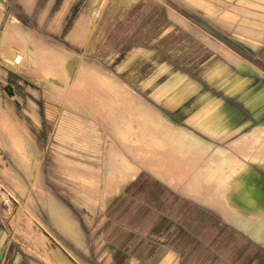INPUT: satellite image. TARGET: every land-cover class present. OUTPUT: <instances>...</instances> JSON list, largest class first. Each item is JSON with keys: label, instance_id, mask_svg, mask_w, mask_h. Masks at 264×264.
<instances>
[{"label": "rangeland", "instance_id": "374dc122", "mask_svg": "<svg viewBox=\"0 0 264 264\" xmlns=\"http://www.w3.org/2000/svg\"><path fill=\"white\" fill-rule=\"evenodd\" d=\"M4 3L0 264H264V0Z\"/></svg>", "mask_w": 264, "mask_h": 264}, {"label": "water", "instance_id": "95a60500", "mask_svg": "<svg viewBox=\"0 0 264 264\" xmlns=\"http://www.w3.org/2000/svg\"><path fill=\"white\" fill-rule=\"evenodd\" d=\"M0 237H1L0 238V260H1V257L4 254V251L6 250V248L2 249V246H1V244L4 242V240L6 238V232H4L2 229H0ZM21 261H22V255L20 252H18L15 249V253H14L13 260H12L11 264H20Z\"/></svg>", "mask_w": 264, "mask_h": 264}, {"label": "crops", "instance_id": "0c3cea01", "mask_svg": "<svg viewBox=\"0 0 264 264\" xmlns=\"http://www.w3.org/2000/svg\"><path fill=\"white\" fill-rule=\"evenodd\" d=\"M3 1L5 2L4 3L5 6H7V7H9V6L11 7L12 6L13 7V0H10V1L9 0H3ZM1 225L5 226L4 223H3L2 217H0V228L2 227Z\"/></svg>", "mask_w": 264, "mask_h": 264}, {"label": "built area", "instance_id": "2783aa9c", "mask_svg": "<svg viewBox=\"0 0 264 264\" xmlns=\"http://www.w3.org/2000/svg\"><path fill=\"white\" fill-rule=\"evenodd\" d=\"M4 192H5V187H4V185L2 184V182L0 180V203L2 201V195H3Z\"/></svg>", "mask_w": 264, "mask_h": 264}, {"label": "bare ground", "instance_id": "6f19581e", "mask_svg": "<svg viewBox=\"0 0 264 264\" xmlns=\"http://www.w3.org/2000/svg\"><path fill=\"white\" fill-rule=\"evenodd\" d=\"M19 57V56H18Z\"/></svg>", "mask_w": 264, "mask_h": 264}]
</instances>
